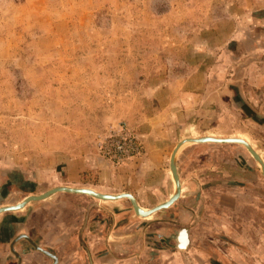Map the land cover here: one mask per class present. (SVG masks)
I'll list each match as a JSON object with an SVG mask.
<instances>
[{
	"label": "rangeland",
	"instance_id": "374dc122",
	"mask_svg": "<svg viewBox=\"0 0 264 264\" xmlns=\"http://www.w3.org/2000/svg\"><path fill=\"white\" fill-rule=\"evenodd\" d=\"M263 6L264 0H0L2 202L64 185L136 191L140 128L162 109L175 119L166 125L169 150L190 135L244 136L264 159V49L254 48L264 32L251 22ZM242 19L244 33L234 34ZM214 30L223 35L216 48L206 39ZM120 128L136 136L142 154L116 164L102 156L99 142ZM194 146L183 204L191 220L176 223L194 226L196 239L226 245L227 264H264L259 165L242 144ZM105 204L56 192L30 210L56 216L61 231L75 228L89 264L96 239L88 227ZM199 242L196 250L210 249Z\"/></svg>",
	"mask_w": 264,
	"mask_h": 264
},
{
	"label": "crops",
	"instance_id": "0c3cea01",
	"mask_svg": "<svg viewBox=\"0 0 264 264\" xmlns=\"http://www.w3.org/2000/svg\"><path fill=\"white\" fill-rule=\"evenodd\" d=\"M262 8L264 9V6ZM263 9L257 8L259 11L256 12V15H253L254 18H251V22L254 19V24H259L260 30L264 32V15H261L262 12L264 13ZM244 23L245 21L243 19L237 20L232 29L234 30L233 33L237 34L238 31L242 33L243 30L240 28H244ZM210 29L211 28H209L207 32H209ZM211 34L212 36H207L206 39L210 42L209 44L211 46L216 48L223 42V35L216 33L215 30L211 31ZM229 36L230 34L228 37ZM216 38L218 40H215ZM262 40H264V33L256 37L257 44L256 47H254L256 50L264 49V42L262 43ZM145 121L146 125L140 128V133L143 135L144 155L142 156V162L139 164L140 168L136 175L137 181L134 186L136 191L120 190L118 192H111L98 190L89 186L72 187H88L107 194H122L128 192L136 198L139 206L145 211L164 202L172 196L176 189L172 172L169 168L170 150L173 148L171 147L170 150L168 149L170 140L167 135L170 129L166 127V125L173 124L175 119L172 115H169L166 109H162L146 118ZM203 136L219 138L238 137L246 140L251 145L250 141L244 136L222 137L213 134H206ZM203 136L190 135L188 138H199ZM183 138L185 139V137ZM183 138H179L175 141V144L179 140H183ZM199 144H203V142L188 143L179 151V153L182 151L184 154L182 160L178 161L177 159V171L180 179V197L167 208L145 216H140L136 214L133 209H130L131 202L128 198L99 200L91 196L96 200L109 204L104 205L106 210H104V212L101 211L102 213H99L100 208L98 206L96 207V215H98V217L96 222L93 221L88 227L90 238L94 239L95 237L96 239L93 240L94 242L91 244L92 250H94L95 253L92 254L93 258L90 260L89 264L228 263V258L231 256H229L230 251L226 249V245L220 242L216 243L215 241L211 244L210 241L205 242L203 239H196L194 237V226L188 224L179 225L176 223L178 221L180 222L179 218L182 219V222L184 219L191 220V215L190 217L188 216L191 213H189L187 207L184 206L186 204L184 201H187L184 190H189V186L184 184L186 180H188L186 184L192 183L189 180L194 167L190 166L189 161L194 155L193 150L196 149L194 145ZM254 150L258 153L256 149ZM258 154L260 155V153ZM260 157L264 161L261 155ZM64 193L73 195L76 198L80 197V199H82L84 195L86 197L89 196L88 194L82 193ZM51 196L47 197V199ZM22 197L7 203L2 202L3 199L0 198V206H6L5 204L8 203L14 204L18 201L21 202L22 200L20 199ZM32 202L33 201L30 203ZM30 203L26 204L22 209L0 213V264L54 263H50V259L33 250L35 249L32 247L33 244L25 237H22V234L27 235L36 245L50 250L53 253V255L50 254V256H52L55 261L56 255H58V264H88L85 262V257L81 255L84 244L81 239L79 241L80 243H77L75 228L69 229L71 226L69 228L64 227L61 231V228H58L59 226L56 225L54 220L57 218L56 216L51 220V217L46 215L41 209L32 211L30 210ZM98 203L99 202H97V205H99ZM79 207L81 212L83 207L82 205H79ZM99 215L102 216L100 218L101 220L99 219ZM163 215L167 217V220L161 218ZM170 220H173V222ZM182 227L186 228L187 231L181 230L176 240L174 235L177 234ZM78 236L80 238L81 234H78ZM19 237H21V239H18ZM199 241L202 243L205 242L202 246L210 249L203 251L196 250V247L201 246ZM10 244L16 251L15 254H9V252L5 250ZM176 245L183 249H177ZM214 247H218L221 251L215 252V250H212ZM51 249H53V251Z\"/></svg>",
	"mask_w": 264,
	"mask_h": 264
},
{
	"label": "water",
	"instance_id": "95a60500",
	"mask_svg": "<svg viewBox=\"0 0 264 264\" xmlns=\"http://www.w3.org/2000/svg\"><path fill=\"white\" fill-rule=\"evenodd\" d=\"M186 141H191L194 143L216 142V143H238V144H242L252 154L254 160L260 164L259 165L257 163L259 165L260 171L264 177V161L260 158V155L252 148V146L247 141H245L244 139L238 138V137L219 138V137H211V136H203V137H199V138H188L187 137L183 140H179L174 145L173 149L171 150L170 157H169V168L172 172V177H173V180H174L175 185H176L175 192L167 200H165L164 202H162L160 204L153 206L148 211H144L138 205L136 198L131 193H128V192H125V193H122L119 195L118 194L112 195V194L97 193V192H94L93 190H90L88 188H72L69 186H57V187H53V188H50V189L44 191L42 194L31 195L30 197L26 198L22 202L11 204L9 206H1L0 207V213L19 210L21 207H24L30 201H38V200L46 199L50 195H52L56 192H60V191H62V192H73V193H83V194H88L89 196H94V197L103 198V199L128 198L131 202V208L136 212V214H142L143 216H145L151 212H156L158 210L167 208L170 205H172L180 197V179H179V175H178V171H177V157L176 156H177L179 148ZM181 230L187 231L186 228H184V227L181 228L178 231V233L174 235V238L176 240H177V236H178L179 232H181ZM22 237H25L26 239H28L31 242V244H33L37 250H40L41 252H43L47 255L51 254L50 252L46 251L45 249H42L41 247L37 246L27 235L22 234ZM18 239H21V237H19ZM11 246L12 245H10V250L13 254H15L16 252L14 251V249ZM176 248L177 249H183V248H180L178 245H176Z\"/></svg>",
	"mask_w": 264,
	"mask_h": 264
},
{
	"label": "built area",
	"instance_id": "2783aa9c",
	"mask_svg": "<svg viewBox=\"0 0 264 264\" xmlns=\"http://www.w3.org/2000/svg\"><path fill=\"white\" fill-rule=\"evenodd\" d=\"M99 149L102 156L116 164L127 162L142 154V148L136 136L127 128H120L118 132L105 137L99 142Z\"/></svg>",
	"mask_w": 264,
	"mask_h": 264
},
{
	"label": "bare ground",
	"instance_id": "6f19581e",
	"mask_svg": "<svg viewBox=\"0 0 264 264\" xmlns=\"http://www.w3.org/2000/svg\"><path fill=\"white\" fill-rule=\"evenodd\" d=\"M246 141V140H245ZM188 143H194V142H191V141H186V142H184L182 145H181V147L179 148V150H178V153H179V151L186 145V144H188ZM253 148V147H252ZM178 153H177V156H178ZM176 156V157H177ZM261 158V157H260ZM260 165V164H259ZM175 183V182H174ZM176 186V185H175ZM69 187H72V186H69ZM72 188H76V187H72ZM86 188H88V187H86ZM88 189H90V190H93L94 192H97V193H101V194H107V193H102V192H99V191H95L94 189H92V188H88ZM60 192H62V191H60ZM43 193V192H42ZM41 193V194H42ZM125 193V192H124ZM55 194V193H54ZM83 194V193H82ZM33 195H38V194H33ZM113 195V194H112ZM114 195H117V194H114ZM119 195V194H118ZM31 195H26L23 199H22V201L23 200H25L26 198H28V197H30ZM51 196V195H50ZM95 198H98V197H95ZM99 200H103V198H98ZM117 199H119V198H117ZM42 200H44V199H42ZM106 200H115V199H106ZM21 201V202H22ZM31 202V201H30ZM30 202H28V203H30ZM27 203V204H28ZM139 205V204H138ZM7 206V205H6ZM23 207H21L20 209H22ZM143 209V208H142ZM144 210V209H143ZM150 210V209H149ZM145 211V210H144ZM146 211H148V210H146ZM151 213H153V212H151ZM151 213H149V214H151ZM138 215H140V216H143L142 214H138ZM148 215V214H147Z\"/></svg>",
	"mask_w": 264,
	"mask_h": 264
},
{
	"label": "flooded vegetation",
	"instance_id": "af4514ba",
	"mask_svg": "<svg viewBox=\"0 0 264 264\" xmlns=\"http://www.w3.org/2000/svg\"><path fill=\"white\" fill-rule=\"evenodd\" d=\"M41 194V193H40ZM28 195H33V194H28ZM26 196V195H25ZM25 196H23L20 200H22ZM19 202V201H18ZM18 202H16V203H18ZM15 204V203H14ZM5 205H8V204H5ZM3 206V205H2ZM1 207V206H0ZM12 244V243H11ZM10 244V245H11ZM38 246V245H37ZM32 247L33 248H35L34 247V245H32ZM40 247V246H39ZM9 248H10V246H9ZM42 248V247H41ZM42 249H45V248H42ZM33 250H35V251H37V252H39L40 254H42L44 257H46V258H48V259H50V263H53V264H58V261H59V257H58V255H56V261L53 259V257L52 256H50V255H47V254H45V253H43V252H41L40 250H37L36 248L35 249H33ZM46 251H48V252H50L52 255H53V253L50 251V250H47V249H45ZM52 250V249H51ZM15 251V250H14ZM16 252V251H15ZM13 254V253H12ZM55 254V253H54Z\"/></svg>",
	"mask_w": 264,
	"mask_h": 264
}]
</instances>
